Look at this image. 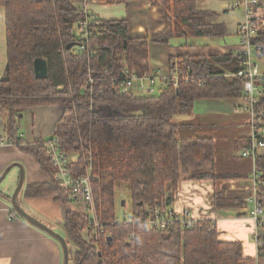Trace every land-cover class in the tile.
I'll return each instance as SVG.
<instances>
[{
    "label": "trees",
    "instance_id": "16d2710c",
    "mask_svg": "<svg viewBox=\"0 0 264 264\" xmlns=\"http://www.w3.org/2000/svg\"><path fill=\"white\" fill-rule=\"evenodd\" d=\"M198 0H159L166 8L167 27L152 38H131L127 22L99 21L89 42L94 55L75 53V25L83 19L82 2L75 0H0L5 13L6 58L9 81L0 83V107L8 115L11 141L33 156L43 171L54 173L46 149L22 142L16 120L26 109L62 106L64 114L55 126L54 137L62 149L79 157L76 170L83 174L92 163L93 191L99 220L107 236L96 245L87 231V220L67 212L65 238L70 262L75 264H241L239 243L219 239L211 220L197 229L177 226L164 232L150 230L141 217L146 205L169 207L183 176L205 168L215 159L209 138H181L177 116L192 112L195 102L207 99L243 98L241 82L227 79L240 70L237 56L173 60V72L211 75L205 85L180 83L168 86L159 95L126 93L111 79L122 77L126 66L137 76L151 71V43L169 44L173 38H216L227 34L223 25H212L214 13L200 12ZM156 4V3H155ZM260 7V6H259ZM257 22L255 25L257 26ZM258 28V27H257ZM73 44L72 49L68 46ZM264 47V29L254 40ZM48 64V78L37 80L34 62ZM90 78L95 80L90 85ZM264 109V87L259 99ZM174 120V121H173ZM264 142V120L262 125ZM23 143L25 146H23ZM90 162V163H89ZM258 198L264 208V152L257 156L255 170ZM242 175L204 174L197 181L240 180ZM130 188L135 224L116 223L123 201L117 186ZM32 197H52L68 205L56 182L31 186ZM174 196V199L171 196ZM252 193L219 192L214 209L244 208ZM13 214L21 218L15 211ZM23 219V218H22ZM134 239L130 240V236ZM111 238V241L108 239ZM259 258L264 259V238L259 239Z\"/></svg>",
    "mask_w": 264,
    "mask_h": 264
},
{
    "label": "crops",
    "instance_id": "0c3cea01",
    "mask_svg": "<svg viewBox=\"0 0 264 264\" xmlns=\"http://www.w3.org/2000/svg\"><path fill=\"white\" fill-rule=\"evenodd\" d=\"M83 2V0H75ZM156 3V4H155ZM235 0H198L197 10L214 13L209 22L223 25L227 34L216 38H173L169 44L151 43L149 46L151 73L160 76L173 74L171 64L181 57L211 58L235 56L240 39L239 26L245 20L243 9L231 10ZM258 11V32L264 29V0ZM89 11L98 21L125 20L131 38H152L167 27L168 12L159 0H92ZM243 98L207 99L195 102L188 115L177 116L181 138H209L214 142L215 159L201 170L183 176L170 207L190 208L194 215L215 223L219 239L239 243L241 264H264L259 258L257 238H264V226L256 236L254 223L249 218L250 206L214 209L213 198L219 192L252 193L255 170L253 159L244 158L250 144L249 116ZM64 114L62 106L26 109L16 120V131L22 142L35 143L54 137L55 126ZM11 140L7 113L0 107V177L12 165L25 169V183L18 203L31 217L54 231L64 230L67 212L80 214L78 204L57 203L52 197L27 195L31 186L53 182V173L43 171L39 162L19 147L7 144ZM19 171V170H18ZM242 175L240 180L197 181L193 176ZM19 172L11 170L0 185V264H63L60 243L22 218L11 208V199L19 182ZM58 232V231H56ZM59 233V232H58Z\"/></svg>",
    "mask_w": 264,
    "mask_h": 264
},
{
    "label": "built area",
    "instance_id": "2783aa9c",
    "mask_svg": "<svg viewBox=\"0 0 264 264\" xmlns=\"http://www.w3.org/2000/svg\"><path fill=\"white\" fill-rule=\"evenodd\" d=\"M92 0H83L81 12L83 19L75 25V53L89 56L94 55V49L89 47V42L95 37L96 26L98 20L93 18L89 11V4ZM261 0H235L231 6V10L243 9L245 20L239 26L238 35L240 44L236 52L237 60L240 62V70L237 73L227 75V79L241 82L243 86L244 110L249 116L250 144L243 152L244 158L253 159L254 163L257 156L264 152V142L262 137V125L264 120V109L259 108V99L264 87V69L259 64V59L264 58V47L255 45L254 40L258 36V28L255 22L258 21V11ZM124 74L122 77L111 79L114 87L121 92L126 93L133 90L139 95H156L163 92L168 86L178 88L181 82L185 84L205 85L211 75H197L192 73L190 67L186 72L175 71L169 76H160L154 72L137 76L135 72H131L126 66L123 67ZM90 85L95 80L90 78ZM7 144L14 145L10 140ZM34 146H41L47 151V156L53 166V181L64 193V199L70 204L81 205L83 210L80 215L87 220V231L91 234V240L98 245L103 238L107 236L104 225L99 220L97 206L93 189V173L92 163L86 168L83 174L76 170L79 157L66 153L57 138L42 140L35 143H27ZM15 146V145H14ZM23 146L25 144L23 143ZM90 163V162H89ZM254 171V170H253ZM254 180L252 196L247 199L250 206L248 212L249 218L254 223L256 236L264 226V208L258 198V175L256 171L252 173ZM174 199V196H171ZM141 217L143 224L150 230L164 232L182 226L184 229H197L198 225L205 221L194 215L190 208L177 210L172 207L158 208L149 205L145 206L142 213L137 214ZM116 223L135 224L133 211L131 214H125L122 217H116ZM134 235L130 236V240L134 239ZM259 246V237L257 238Z\"/></svg>",
    "mask_w": 264,
    "mask_h": 264
},
{
    "label": "water",
    "instance_id": "95a60500",
    "mask_svg": "<svg viewBox=\"0 0 264 264\" xmlns=\"http://www.w3.org/2000/svg\"><path fill=\"white\" fill-rule=\"evenodd\" d=\"M73 47H74V45L71 44L68 46V49L70 50ZM5 69H6V75L0 79V83L9 81V66H7ZM34 72H35V76H36L37 80H40V81L46 80L48 78V73H49L47 62L43 59H37L34 62ZM14 168L19 169L20 176H19L18 185H17V187L13 193L12 199H11V206H12L11 208H13V210L21 218L26 220L28 223H30L31 225L40 229L41 231L45 232L46 234L50 235L51 237L55 238L60 243V246L63 250L64 264H70V249H69V245H68L66 238L62 234H60V233L54 231L53 229L49 228L48 226H46L42 222L38 221L34 217H31V215H29L24 209H22L18 203V196L21 193L23 186H24V183H25V169H24V167L21 164H16V165L14 164V165L10 166L9 168H7V170L4 172V174L0 177V185L2 184V182L5 181L8 174ZM122 205L123 206L125 205L124 201L122 202ZM108 241H111V238H109Z\"/></svg>",
    "mask_w": 264,
    "mask_h": 264
},
{
    "label": "rangeland",
    "instance_id": "374dc122",
    "mask_svg": "<svg viewBox=\"0 0 264 264\" xmlns=\"http://www.w3.org/2000/svg\"><path fill=\"white\" fill-rule=\"evenodd\" d=\"M4 26H5V13H4V10H0V79L6 75V69L5 68L7 67V58L5 55L6 54V41H5L6 40V33H5V27ZM261 26L263 28L264 25H261ZM258 61H259L261 68L264 69V58L259 59ZM159 94H161V92H158V94H156V96ZM175 120H176V118H175ZM13 170H16L17 172H19V175H20V171H18L19 170L18 168H14ZM116 190H117L118 199L120 201H124L127 203V206L125 208L121 207L119 209L118 217H122L125 214H131V212L133 210V206H132L131 199H130L131 192H130L129 186L126 184H119L117 186ZM56 231H58L61 234V233H63L64 230L62 231V230L58 229ZM69 246L71 247L72 251L76 250L74 243L70 242ZM63 264H64V262H63ZM70 264H75V263L72 260L70 262Z\"/></svg>",
    "mask_w": 264,
    "mask_h": 264
}]
</instances>
